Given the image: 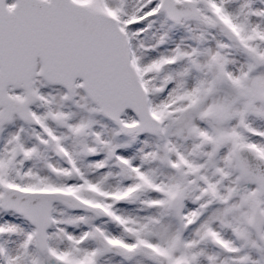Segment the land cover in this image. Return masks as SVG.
I'll return each instance as SVG.
<instances>
[{
	"label": "snow or ice",
	"instance_id": "obj_1",
	"mask_svg": "<svg viewBox=\"0 0 264 264\" xmlns=\"http://www.w3.org/2000/svg\"><path fill=\"white\" fill-rule=\"evenodd\" d=\"M0 264H264V0H0Z\"/></svg>",
	"mask_w": 264,
	"mask_h": 264
}]
</instances>
